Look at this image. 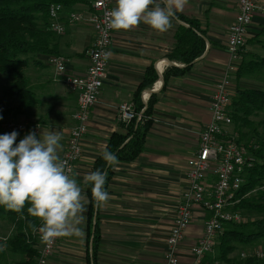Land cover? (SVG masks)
Returning a JSON list of instances; mask_svg holds the SVG:
<instances>
[{
  "label": "crops",
  "instance_id": "crops-1",
  "mask_svg": "<svg viewBox=\"0 0 264 264\" xmlns=\"http://www.w3.org/2000/svg\"><path fill=\"white\" fill-rule=\"evenodd\" d=\"M111 3L115 8L116 0ZM88 6L89 0H79L70 7L63 6V13L86 12ZM237 9L238 0H187L183 10L176 14L199 23L202 33H195L204 41V52L185 72L166 78L163 77L166 71L184 67L170 60L169 55L176 44V31L180 26L187 28L186 22L175 15L171 27L164 33L143 23L131 31H113L99 100L90 108L82 154L73 172L85 197V219L80 225L83 235L60 237L47 264H88L96 230L95 264H164L166 239L181 192L188 186L198 133L210 119L213 87L230 62L227 33ZM262 28L264 16L255 13L247 31L245 52L264 55V45L254 40ZM93 39V29L85 21L67 22L61 35L53 34L49 39L50 47L65 60L64 74L56 75L46 56V79L30 80L31 85L38 87V107L43 105L45 97L46 107H34L29 116L14 117L16 122L25 124V129L17 132V144L38 125L37 137L43 132L61 136L62 147L58 154L62 155L76 106V96L63 79L85 73L89 64L86 51ZM148 70L154 80L145 85L143 76ZM238 85L246 87L248 81L236 82L233 74L231 95ZM151 97L154 101L144 149L134 160L119 161L112 166V176L105 189L110 199L102 209L95 208L90 215L88 184L83 178L92 172L94 161L106 148L110 136L124 133L123 123L117 117L118 104L134 106L138 100L142 104L140 110H144ZM7 119L8 116H3L2 121ZM207 180L210 182L211 177ZM204 217L199 210L193 212L178 251L179 264H193L189 250L203 235ZM2 227L0 223V231ZM36 243L37 250L39 242ZM21 258L6 251L5 244L0 243V264H16Z\"/></svg>",
  "mask_w": 264,
  "mask_h": 264
},
{
  "label": "trees",
  "instance_id": "trees-1",
  "mask_svg": "<svg viewBox=\"0 0 264 264\" xmlns=\"http://www.w3.org/2000/svg\"><path fill=\"white\" fill-rule=\"evenodd\" d=\"M79 0H0V74L9 77L11 81L2 88L3 97L11 102L10 105H0V116L14 119L18 115L29 116L34 107H38L40 99L37 97V86L31 85L25 73L29 61L35 66L44 67L39 57L59 56L57 50L49 45L53 32L47 29L48 8L52 4L70 7ZM176 17L186 22L188 27L180 26L175 33L176 44L169 55L170 60H175L184 65L183 68H173L164 73L179 75L189 69L192 61L204 52V41L195 31H200L199 23L195 19L185 18L176 14ZM201 32V31H200ZM254 38L260 45H264V28ZM202 33V32H201ZM240 64L234 74L238 82L241 79H254L264 82V55L240 51ZM145 85H150L154 80L151 71L145 74ZM37 78H34L36 80ZM33 80V79H32ZM253 80V82H254ZM252 81V80H249ZM231 97L230 115L233 127L238 133V141L245 138L246 128L255 134L258 140L257 147H248L249 154L254 158L253 164L247 169L244 182L234 195L233 211L241 215L257 214L259 218L230 222L225 224L224 230L218 236L215 245L218 255L215 260H224L226 264H264V256L249 255L240 260L228 258V254L236 249V244H251L264 240V134L260 135L257 128L264 132V88L235 86ZM154 98L151 97L139 120L133 119L129 124H122L124 133H113L108 139L105 149L113 152L120 162L134 160L144 149V137L150 124L151 107ZM14 102V103H13ZM43 106V105H42ZM135 109L139 111L142 104L136 100ZM251 118H258L254 122ZM8 120V119H7ZM6 121V120H5ZM5 121L0 119L1 124ZM38 126V125H37ZM104 149V150H105ZM102 154V153H101ZM99 155L93 164L92 172L97 169L106 172L107 182L112 176V167ZM91 184L87 185L89 197V214L96 208L91 194ZM26 204L22 212L8 210L0 206V223L10 231L5 239L6 251L18 254L22 258L16 264H34L37 250L36 242L41 221L33 218ZM91 215V214H90ZM35 226V231L33 230ZM98 234L93 235L91 260L88 264H95V250ZM236 243V244H235Z\"/></svg>",
  "mask_w": 264,
  "mask_h": 264
},
{
  "label": "built area",
  "instance_id": "built-area-1",
  "mask_svg": "<svg viewBox=\"0 0 264 264\" xmlns=\"http://www.w3.org/2000/svg\"><path fill=\"white\" fill-rule=\"evenodd\" d=\"M112 9L111 0H89L86 12L63 13V6L60 4L50 5L47 12V29L56 35L64 32L67 22L85 21L94 32V39L86 51L89 64L85 73L81 76H64L63 79L71 93L76 96V106L71 114L73 124L60 156L67 161L72 174L82 154V140L87 133L90 108L99 100V91L106 74L107 54L114 30L106 27L105 13ZM255 13L264 16V1L238 0L237 14L227 33L226 49L230 62L213 87L210 119L198 133L197 149L188 172V186L181 192L166 239L164 264H179L178 251L195 210L203 212L205 219L203 235L189 250L193 256V264H221L214 259L213 249L217 238L225 224L242 220L241 213L231 208L235 201L234 195L244 182L247 169L253 164L254 158L249 154L246 145L238 141V133L233 129L230 85L240 64V51L246 45L247 31ZM48 64L56 75L64 74L63 57L51 56ZM116 110L118 120L124 124H129L134 118L139 120L143 111H137L132 103L118 104ZM1 128L8 132H22L25 124L8 119L1 124ZM38 130L36 126L34 132L37 134ZM208 177H211L210 182ZM58 240L56 238L51 245L46 244L38 231L39 246L34 264H47ZM255 254L258 257L264 256L261 252Z\"/></svg>",
  "mask_w": 264,
  "mask_h": 264
},
{
  "label": "clouds",
  "instance_id": "clouds-1",
  "mask_svg": "<svg viewBox=\"0 0 264 264\" xmlns=\"http://www.w3.org/2000/svg\"><path fill=\"white\" fill-rule=\"evenodd\" d=\"M186 3L187 0H116L115 8L105 13L106 27L131 31L143 23L164 33ZM17 136L16 131L0 135V206L20 213L26 204L30 205L27 212L41 221L38 231L46 244L60 237L82 236L85 197L67 161L58 154L61 136L49 132L37 137L35 132H29L18 144ZM101 155L109 167L119 163L107 149ZM106 178L107 173L99 169L83 178L85 184L92 185L97 209L110 199L105 190Z\"/></svg>",
  "mask_w": 264,
  "mask_h": 264
},
{
  "label": "rangeland",
  "instance_id": "rangeland-1",
  "mask_svg": "<svg viewBox=\"0 0 264 264\" xmlns=\"http://www.w3.org/2000/svg\"><path fill=\"white\" fill-rule=\"evenodd\" d=\"M261 42L264 43V39H261ZM262 54H264V53H262ZM39 59L42 61V64L44 65L43 68L33 65V63L31 61H29V66L25 68V73L27 74L28 77L32 78L33 80H34V78L46 79V67H45L46 66V57H39ZM249 80H252V81H249ZM253 80L254 79H246V81H248L247 86L264 88V82L255 81V80L253 82ZM10 81H11V79L9 77H6V76L0 74V105L5 104L7 106V105L11 104V102L9 100H5V98L3 97L4 96L3 92H2V88L4 86H6ZM35 90L37 91L38 89L35 88ZM43 106L46 107V97L43 101ZM38 108H42V106L38 107ZM40 112H42L41 109H40ZM251 119L254 122H257V120H258V118H251ZM233 129H234V127H233ZM235 129H234V131H236ZM241 131L246 132L247 135L245 136V138H243L240 141L243 142L246 145V147L247 146L248 147H257L258 140L256 139L255 134L246 128H242ZM257 131L260 135L264 134V132H262L260 127L257 128ZM5 133H11V132L5 131L1 128L0 134H5ZM43 133H46V132H43ZM259 216H261V215H257V214L244 215L243 214L242 218L244 220H253L256 217L259 218ZM2 228H3V231H0V243L5 244V239L7 238L8 234H10V231H8L7 228L4 226ZM256 252H261L262 255H264V240H259V241H256L254 243H251V244H238L237 243L236 249L228 254V258L234 259V260H240V259H243V258L249 256V255L255 254ZM217 255H218V252H217V250H215V257H217ZM220 262H221V264H226L224 262V260L220 259Z\"/></svg>",
  "mask_w": 264,
  "mask_h": 264
}]
</instances>
